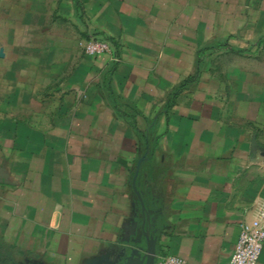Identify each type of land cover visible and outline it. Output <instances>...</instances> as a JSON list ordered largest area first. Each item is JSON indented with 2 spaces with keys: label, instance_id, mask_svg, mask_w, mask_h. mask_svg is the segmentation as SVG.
<instances>
[{
  "label": "crops",
  "instance_id": "obj_1",
  "mask_svg": "<svg viewBox=\"0 0 264 264\" xmlns=\"http://www.w3.org/2000/svg\"><path fill=\"white\" fill-rule=\"evenodd\" d=\"M1 50L0 264H124L138 166L157 257L230 264L264 204V0H0Z\"/></svg>",
  "mask_w": 264,
  "mask_h": 264
},
{
  "label": "built area",
  "instance_id": "obj_2",
  "mask_svg": "<svg viewBox=\"0 0 264 264\" xmlns=\"http://www.w3.org/2000/svg\"><path fill=\"white\" fill-rule=\"evenodd\" d=\"M86 56L98 57L112 53L110 42L104 39H90L83 45ZM264 249V204L256 217L240 226L239 237L230 264H258ZM155 264H186L185 260L173 256H159Z\"/></svg>",
  "mask_w": 264,
  "mask_h": 264
},
{
  "label": "water",
  "instance_id": "obj_3",
  "mask_svg": "<svg viewBox=\"0 0 264 264\" xmlns=\"http://www.w3.org/2000/svg\"><path fill=\"white\" fill-rule=\"evenodd\" d=\"M4 56V51H0V57ZM139 175V166L135 175L134 188L137 192L138 198L140 200L141 206L144 210V222L142 225V233L145 239V248L133 250L131 255L127 258L124 264H155L157 258V230H152L156 223L149 216V210L145 205L140 192L137 191L136 180Z\"/></svg>",
  "mask_w": 264,
  "mask_h": 264
},
{
  "label": "rangeland",
  "instance_id": "obj_4",
  "mask_svg": "<svg viewBox=\"0 0 264 264\" xmlns=\"http://www.w3.org/2000/svg\"><path fill=\"white\" fill-rule=\"evenodd\" d=\"M263 52H264V50L261 51V54H260L259 57H261V58L263 57ZM260 65H261V66L264 65V64L262 63V61H261ZM260 90L263 91V84H262ZM255 99H256V103H257V104H258V103H259V104L264 103V94H263V93L257 94ZM259 113H260V115H261L262 117L264 116V111H259V112L257 113L258 118H259ZM256 129H257V133H258V131H260V128L257 127Z\"/></svg>",
  "mask_w": 264,
  "mask_h": 264
}]
</instances>
